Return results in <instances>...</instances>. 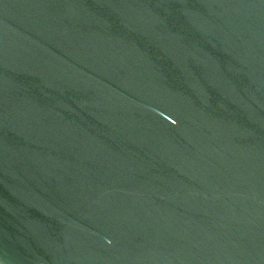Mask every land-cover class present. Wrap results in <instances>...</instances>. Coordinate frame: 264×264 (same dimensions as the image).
<instances>
[{"label": "water", "instance_id": "obj_1", "mask_svg": "<svg viewBox=\"0 0 264 264\" xmlns=\"http://www.w3.org/2000/svg\"><path fill=\"white\" fill-rule=\"evenodd\" d=\"M0 264H264V0H0Z\"/></svg>", "mask_w": 264, "mask_h": 264}]
</instances>
